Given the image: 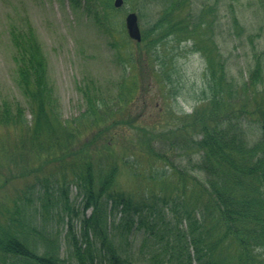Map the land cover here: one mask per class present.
<instances>
[{
  "label": "trees",
  "instance_id": "trees-1",
  "mask_svg": "<svg viewBox=\"0 0 264 264\" xmlns=\"http://www.w3.org/2000/svg\"><path fill=\"white\" fill-rule=\"evenodd\" d=\"M84 1L82 6L81 0H68L107 32L93 1ZM110 1H105V9H111ZM255 1L264 19V0ZM159 2L161 14L142 38L149 37L161 79L174 81L166 49L157 51L170 37L176 43L191 41L206 60L205 86L196 96L199 104L175 131H166L164 136L171 140L167 145L163 141L161 149L180 145L190 176L179 169L176 177L172 171L141 173L158 189L142 185L141 179L131 190L118 186L121 165L132 161L114 159V140L121 128L137 130L132 125L137 117L130 118L121 104L135 87L125 91L121 83L109 106L86 85L80 91L83 111L66 123L58 116L47 61L33 31L13 29L14 83L25 105L0 101V131L14 133L13 158L44 156L52 167L24 175L31 177L30 183L16 189L11 200L0 202V264H134L137 253L122 249V242L129 244L147 221L161 233L153 237L163 244V264H264V49H255L258 36L247 37L252 61L242 81L236 82L212 39L209 11L202 9L194 20L191 0ZM233 12L232 33L241 36ZM116 61L123 67L131 62L119 56ZM144 132L151 148L157 135ZM152 152L173 169L164 155ZM140 175L137 170L130 173ZM70 188L81 199L79 209L70 207ZM63 212L67 221L62 241L48 219L63 221Z\"/></svg>",
  "mask_w": 264,
  "mask_h": 264
},
{
  "label": "rangeland",
  "instance_id": "rangeland-1",
  "mask_svg": "<svg viewBox=\"0 0 264 264\" xmlns=\"http://www.w3.org/2000/svg\"><path fill=\"white\" fill-rule=\"evenodd\" d=\"M92 1L94 9L104 17L107 32L100 30L92 18L84 14L82 7L74 9L68 0H0V101L16 100L23 107L25 105L14 83L15 66L10 31L30 27L46 58V75L58 106V116L62 121L70 123L83 111L85 101L80 91L86 85L94 87L109 102V106L120 90L121 83L125 84V91L133 89L132 85L135 87L134 91L124 94L121 104L128 109L130 118L137 117L132 124L137 130L121 128L123 131H117L114 140V159L127 157L132 161L121 165L118 186L131 190L137 182L136 179H141L142 185L158 189V184L142 178L141 173L147 176L153 172L172 171L173 177H176L175 170L179 169L188 178L191 174L190 165L188 158L180 152L181 146H173L164 152L161 149L164 148L163 145H167V140H171L170 135L164 136L166 131H175L180 125L178 122L189 116L192 109L199 104L196 96L205 86L204 56L192 48L191 41L176 43L171 37L168 38L157 50L166 49L164 58L170 64L168 71L174 79L168 84L157 72L160 61L152 59L155 50L148 48L149 37L142 38L143 32L160 16L161 2L123 0L120 7L114 8L111 0V9H105L106 0ZM191 1V15L194 20L201 15L202 9L209 11L207 21L214 22L212 39L226 61L228 76L233 77L236 82L242 81V75L246 74L252 61V50L247 44V37L258 36L254 42L255 49H264V19L257 12L256 1ZM81 5H85L84 0H81ZM232 11L243 29L241 36L232 33ZM128 13L136 15L141 34L139 42L129 39L124 29V19ZM118 56L125 59L130 57L131 62L124 63V67L120 66L116 61ZM260 96L262 95L258 94L256 100L259 101ZM28 116L27 121L30 119ZM107 119L110 120V117ZM144 131L157 135L151 148L146 146L151 138ZM163 141L165 143L162 145ZM16 144L14 133L0 131V202L11 200L16 189L30 183L31 177L24 175L34 169L52 167L47 162V156L48 159L44 156L39 159L31 156L27 161L13 158L16 152L13 146ZM152 150L164 155L173 169L167 161L153 155ZM134 170L138 171V178L130 176ZM70 189V207L79 209L81 199L75 188ZM66 215L67 213H62L63 221L59 218L53 219L52 216V219H48L52 221H45L57 229L62 241L66 230ZM73 224L77 226V223ZM151 224L147 221L146 225L141 226L133 234L129 244L122 242V249L137 253L134 264L164 263L165 255L162 248L160 249L163 244L159 245L158 239L153 237H158L161 233L157 230L158 227ZM63 250L64 246L61 248Z\"/></svg>",
  "mask_w": 264,
  "mask_h": 264
},
{
  "label": "water",
  "instance_id": "water-1",
  "mask_svg": "<svg viewBox=\"0 0 264 264\" xmlns=\"http://www.w3.org/2000/svg\"><path fill=\"white\" fill-rule=\"evenodd\" d=\"M123 0H114L113 7L118 8L122 5ZM124 25L126 29V33L129 39L134 40L136 42L140 41V31L138 28L137 18L134 13H128L124 19Z\"/></svg>",
  "mask_w": 264,
  "mask_h": 264
}]
</instances>
